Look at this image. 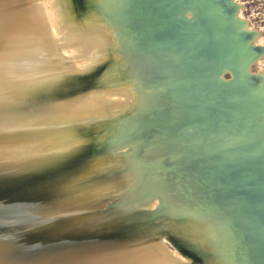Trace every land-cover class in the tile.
Returning <instances> with one entry per match:
<instances>
[{
    "label": "water",
    "instance_id": "water-1",
    "mask_svg": "<svg viewBox=\"0 0 264 264\" xmlns=\"http://www.w3.org/2000/svg\"><path fill=\"white\" fill-rule=\"evenodd\" d=\"M118 1L117 20L133 36V45L124 48L129 55V60L126 55L125 62L128 69L131 68V60L134 62L137 61L134 59L149 55L174 61L165 54L169 46H172L170 50L180 55L182 63H203L200 69L183 70L180 74L167 77L168 83L164 81L169 87V79L177 76L171 83L185 86V98L179 100L184 110L182 115L188 118L183 117L166 126L163 136L142 131L139 134L142 137L140 143L146 146L143 157L137 158L140 151L130 146L125 149L129 150L127 159L130 161L119 166L131 171L130 183L116 198L101 204L93 199L83 201L71 197L67 187H55L48 182L51 181L48 173L50 166L61 165L67 158H87L96 152L98 145L92 147L90 131V141L82 145L77 153L74 150L80 144L82 133L67 131L57 124L53 126V131L61 127L60 131L56 129V136L59 137L52 140V136L41 135L44 143H36L42 131L41 122L54 116L55 111L66 112L64 109L73 103L79 104V96L70 92L61 95L59 102H53L46 97L50 91L28 95L24 98L30 102L25 103L24 98L14 96L12 91L0 92V264H198L202 256L196 243L176 230L164 229L157 220L164 215L163 210L182 211V194L163 188L172 172L168 168H179L182 162H185L182 163L185 175H191L211 191H222L224 200L220 201L223 205L241 200L254 207L262 206L253 214L264 221V120L260 118H264V89H261L262 93H253L255 86L263 83L264 75L250 69L252 62L262 54L263 46L253 42L256 30L244 26V18L238 14L240 4L236 0ZM201 31L204 32L202 36L210 33L213 37L196 39L192 36ZM215 45L224 46L228 52L224 59L216 60L204 52ZM212 72L226 85L223 98L217 101L211 114L209 109L213 99L221 97L224 90L223 85L209 87L207 83L208 80L210 83ZM225 72H229L230 76L225 77ZM241 74L244 76L239 78ZM194 81L205 84L200 89L190 90ZM226 91L241 95V100L227 98ZM174 97L177 99V96L169 95L167 101L172 103ZM180 102L177 100L176 105ZM151 115L121 118L118 126L121 128L115 134L119 136L121 132H131L138 126V118L146 120ZM124 124L129 128L124 129ZM229 128H238V132L234 133L236 140L231 143L226 142L229 133L224 134L223 131ZM211 130H218L224 142L209 145ZM126 135L121 139H126ZM181 140L184 142L179 144ZM176 142L179 145L173 146ZM181 145L182 158H164L175 155L176 152L171 151ZM229 148H232L228 151L232 152L228 153L230 158H223ZM148 153L155 156L162 154V158H149ZM195 164L198 172L186 173L190 165ZM153 167L156 172L162 170V173L158 185H150L151 191L155 192L153 194L160 195L158 205L150 207L147 204L148 195L135 199L133 193L136 184L139 183V186L152 178L149 170ZM135 170H141L136 183L133 179ZM127 193L132 194L129 200L126 199ZM142 204L147 215L133 218V213L137 214ZM119 210L123 211L119 213ZM99 211L109 216L102 217L98 215ZM136 236L139 240L129 249L98 248L100 244L120 243ZM163 238L176 244L190 259H182L169 250ZM152 244L157 247L156 252L150 248ZM259 245L257 240H253L236 246L234 252L250 264H260L254 254Z\"/></svg>",
    "mask_w": 264,
    "mask_h": 264
},
{
    "label": "bare ground",
    "instance_id": "bare-ground-1",
    "mask_svg": "<svg viewBox=\"0 0 264 264\" xmlns=\"http://www.w3.org/2000/svg\"><path fill=\"white\" fill-rule=\"evenodd\" d=\"M77 2L76 4L74 0H0V92L12 91L14 96L24 98L51 91L44 96L50 97L49 100L53 102H57L61 95L70 92L79 96V104L73 103L68 107L69 109H64L67 113L55 111L54 116L45 122L41 120L42 131L36 143L38 145L44 143L41 135L52 136V140L59 137L56 136V129L60 131L59 128L62 127L67 131L82 133L80 144L74 150V153H77L82 145L90 141L88 135L90 131L92 147L98 145L97 148L95 147L97 150L94 148L96 152L87 158H67V161L61 165L50 166L48 173L51 181L48 182L55 187H67V192L72 194L70 196L79 200L89 201L105 196L108 197L107 202H110L128 186L131 180V177H123L112 164H128L130 161L127 156L124 158L117 153L116 148L135 142L137 137L142 139L139 136L142 131H150L149 135L154 133L161 136L166 126L169 127L175 120L180 121L183 117L187 119V115H182L184 111L182 101L169 112L161 111L159 105L166 103L169 95L177 96V99L174 97L176 101H180L179 99L185 98L186 95L183 94L185 86L182 84L176 85L173 82L168 87L162 82L177 72L200 69L203 63L184 64L180 55L170 50L172 46H169L165 54L174 58V61L149 55L134 59L137 60L134 62L131 60V63L129 62L131 68L128 69L125 62L127 56L129 60V55L124 48L131 46L133 36L130 35L131 32L125 31L122 23L117 20L116 5L119 1L77 0ZM243 22L245 27H249L246 20L243 19ZM55 34L60 35V38L55 37ZM203 34L204 32L201 31L200 34L197 32L192 36H196V39L213 37L210 33H206L205 36H202ZM223 47L215 45L203 50L206 55L213 56L217 60L228 53ZM69 51L72 53L71 57L62 53ZM191 52L193 53V50ZM212 74L210 83L209 80L207 83L209 87L223 85L224 82L219 76L214 72ZM243 76L244 74H241L239 78ZM155 81L158 82L155 91L146 87L145 84ZM204 84L194 81L190 85V90L200 89ZM260 84L255 86L253 93H262L264 81ZM225 85L226 83L223 85L222 96L215 97L214 102L211 103L212 108L209 109L211 114L217 101L225 94ZM57 88L58 91H53ZM112 94H119V99L109 100L111 99L109 95ZM226 97L241 100L242 96L226 91ZM161 100L164 102L162 103ZM24 101L30 102L27 98H24ZM146 110L148 112L146 114L152 115L146 120H138L140 127L137 126L128 133L121 132L119 136L115 134L118 128H121L118 127L121 118L143 116L142 113ZM24 117L26 118L25 115ZM260 118L264 120L263 117ZM56 124L61 127L53 131V126ZM126 128L129 127L124 124V129ZM157 129L161 131H155ZM223 131L224 134L229 133L227 143L236 140L234 133L238 132V128ZM209 134L211 142L209 145L224 142L220 139L218 130H211ZM121 135L128 137L122 140ZM182 142L184 140L179 141V144ZM176 144L177 142L172 145L176 146ZM112 145L114 150L100 157L102 147H112ZM141 146L143 143L136 144L138 151ZM179 148L182 149V145ZM228 151H232V148L224 152L223 155L226 156L223 158H230L228 153L232 152ZM147 155L149 158L150 156L162 158V154ZM169 157L172 156L168 155L164 158ZM190 167L186 173L198 172L196 164ZM123 170L130 171L126 168ZM190 176L183 172L179 176L172 171L170 177L165 180L163 188L167 187L171 192L181 193L183 200L182 211L171 208L174 211H164V215L159 217L162 227L169 231L176 230L196 243L202 256L198 264H250L249 261L242 259V255L234 251L236 246L253 240L260 243L255 248L254 254L257 255L255 260L264 264V221L253 214L262 206L254 207L241 200H236L234 203L229 201L227 205H223L220 201L224 200L221 190L211 191L208 186ZM111 182H114L112 187ZM147 213L145 205L142 204L137 211L138 215L133 213V218H143ZM138 240L137 236L128 237L120 243L100 244L98 248L129 249L135 246ZM214 245L215 248H211ZM150 246L153 252L158 250L153 244Z\"/></svg>",
    "mask_w": 264,
    "mask_h": 264
},
{
    "label": "rangeland",
    "instance_id": "rangeland-1",
    "mask_svg": "<svg viewBox=\"0 0 264 264\" xmlns=\"http://www.w3.org/2000/svg\"><path fill=\"white\" fill-rule=\"evenodd\" d=\"M236 1L240 4L239 11H238L239 16L243 17L244 20H246V22L249 24V26L253 27L256 30V32H257L253 42L261 44L263 46L262 54L258 58H256V60L254 62H252V64L250 65V69L253 70V71H260L264 75V0H236ZM108 21L111 22V20H109V19H108ZM57 36L58 35L55 34V37H57ZM58 37L60 38V35ZM62 53H63V55H66L67 57L68 56L69 57L72 56V53L70 51L69 52H65V54H64V52H62ZM178 73L179 72H177L175 75H177ZM224 76L225 77H229L230 73L229 72H225ZM176 78H177V76H176ZM175 79H171L170 78L169 79L170 80L169 83L172 84L173 82L171 83V80L174 81ZM164 81H165V83H166V81L168 83V80H164ZM156 82L157 81L151 82V83H147L145 85H146V87L148 89H151V90L153 89L155 91V88L157 87L156 84L158 83V82L157 83ZM162 83H164V82H162ZM118 97H120L119 94L118 95L117 94H112V95H109V98H111L109 100H117ZM105 98L107 99L108 97L106 96ZM172 103H169L167 101L166 103H163L162 105H159V108L161 109V111L165 110V111L169 112V111H171L172 108L179 106V105H176L177 104L176 100H174ZM146 112H147V110L144 113H142V114L144 115V114H146ZM138 120H139V118H138ZM155 131H158V129L155 130ZM163 132L164 133L161 136H163L165 134V130ZM158 138H160V137H158ZM136 141L130 143L129 145L125 144V145H122L121 147L119 146L118 148H116V152L119 153L124 158L126 156H129V150L125 151V149L129 148L130 146H132L133 149L136 148V144L140 143V138L137 137ZM133 146H135V147H133ZM145 148H146V146H143V147L140 148V150H139L140 153L138 154L137 158L143 157L144 150H146ZM102 150H101V153H100V157L105 156V154H108L109 152L114 150V147H113V145H112V147L104 146ZM175 151H176V153H175ZM178 151H179V153H178ZM171 152H174L175 155H173L172 157H169V158L179 159L182 156V149H180L179 147H176L175 150H173ZM126 153H127V155H126ZM182 163H185V162H182ZM182 163H181V166L179 168L178 167H173V168H168V169L170 171L171 170L172 171L175 170V173H177V174H179L180 172H181L180 174H182ZM112 164L119 170L120 174L123 175V177H126V176H127V178L128 177H132V173L131 172L130 173L128 171L126 172L125 170H123L124 168L121 169L119 167L120 165H127V163H124V164H121V163L114 164V163H112ZM145 167H149V166H145ZM155 169L156 168L153 167V168H151L149 170L150 173H152V178L151 177L149 178L150 180L146 179L144 182L140 183L139 186H137L139 184L137 182L138 184H136L135 189H134V193H133L134 194L133 196L135 197V199L137 197H145V196L148 195L147 197H149V198H147L148 199L147 204L150 207L151 206L155 207L156 205H158L159 199H160L159 198V196H160L159 194H153L155 192L151 191L152 188L150 186V185H153V186L158 185V183L160 182L159 180L161 179L160 175L162 173V170H160L159 172H156ZM138 173H141V170H138V171L135 170V173L133 174V179L135 180V183H136V180H137V176L139 175ZM153 176H159V177L153 178ZM113 183L112 182L110 183L111 187H112ZM132 191H133V189H132ZM131 195L132 194L127 193L126 194V199L129 200L131 198ZM107 198L105 196H102V197H97V198H95L93 200H97L99 203H101V204L103 203L104 204V203L107 202ZM163 204H165V203H163ZM125 209H128V208H125ZM120 211H123V210H119V213H120ZM163 211H165V210H163ZM98 215H101L102 217L103 216L106 217V215L109 216L108 213L106 214V213H102L100 211H99ZM157 220H159V218H157ZM163 243H164V245H166V247L169 250H172V252H174L176 255L180 256L182 259H186V260L190 259L189 256L187 254H185L184 252H181L179 250L178 246H176V244H174L172 241H170V240H168L166 238H163ZM211 248H215V245L212 246Z\"/></svg>",
    "mask_w": 264,
    "mask_h": 264
}]
</instances>
